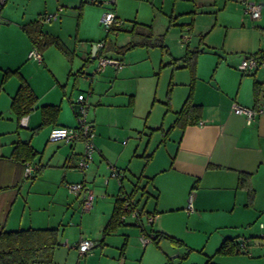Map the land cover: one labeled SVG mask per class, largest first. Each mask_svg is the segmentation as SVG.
Here are the masks:
<instances>
[{
	"label": "crops",
	"instance_id": "obj_1",
	"mask_svg": "<svg viewBox=\"0 0 264 264\" xmlns=\"http://www.w3.org/2000/svg\"><path fill=\"white\" fill-rule=\"evenodd\" d=\"M49 1L40 4L41 29L57 36L66 53L49 45L41 50V61L28 57L33 45L23 25L37 18L22 13L12 24L0 26V50L7 45L0 51L5 55L0 59V229L57 228L52 261L38 264H140L154 246L137 237L157 231L183 243L195 244L196 238L204 252L201 261L212 256L217 264H264L258 225L264 223V56H254L264 55V0H189L193 4L184 3L191 8L184 24L173 20L182 4L178 0H98L93 6L63 0L67 7L79 4L84 12L78 43L62 40L53 29L55 16L43 19L41 8H53ZM248 1L261 4L255 19L245 11ZM104 10L113 11L123 28L109 33L107 52L99 45L107 33L99 21ZM134 25L142 33L149 29L158 42L129 47L140 39L130 32ZM121 34L125 36L116 41ZM199 43L203 50L194 64L192 101L202 106L200 117L182 128L170 125L163 133L167 137L157 138L156 129L163 131L164 122L174 121L190 90L191 72L178 58L187 46ZM114 44L126 48L117 52ZM99 56L119 58L123 67L109 64L95 71ZM247 57H254L257 66L239 69ZM15 69L37 97L21 117L24 124L10 109L18 77L1 83L3 71ZM81 92L89 104L95 146L84 171L75 167L82 140L66 144L48 138L52 126L76 125L72 101ZM233 103L257 110L251 123L232 110ZM46 104L57 105L58 113L42 123L40 108ZM24 143L35 152L29 161L40 164L31 179L23 176L25 162L13 155ZM112 169L122 177H110ZM240 174H246L244 184ZM137 178L133 197L140 198L139 209L153 214V221L128 214V224L104 235L115 199L129 194ZM81 180L94 193L86 211L66 186ZM82 237L93 241L85 254L76 245ZM239 237L249 240L248 254H215L224 239ZM165 255L161 250L158 260ZM154 256L151 252L146 264H155Z\"/></svg>",
	"mask_w": 264,
	"mask_h": 264
},
{
	"label": "trees",
	"instance_id": "obj_2",
	"mask_svg": "<svg viewBox=\"0 0 264 264\" xmlns=\"http://www.w3.org/2000/svg\"><path fill=\"white\" fill-rule=\"evenodd\" d=\"M94 2V1H93ZM2 4V3H0ZM1 8V6H0ZM122 21H119V24L114 23L111 25L106 33V37L102 43L101 50L104 52L109 48V42L107 36L110 32L122 30L120 27ZM140 26V25H137ZM144 27V26H142ZM23 28L28 35L32 47L36 48L41 52L42 49L49 45L56 46L59 50L66 53L65 46L63 42L54 35L47 34L41 29V20L35 19L27 24L23 25ZM131 33H134L140 36L138 41H131L129 47L136 45H154L157 43V39H152V34L148 29L147 32L142 33L136 29L134 25L131 28ZM126 48V46H113V49L117 52H121ZM203 50L200 43L197 46L185 48L184 55L181 56L180 60L184 62V66L188 67L191 72L190 78V90L185 98L182 106L176 112V117L174 122L170 126V129L176 126L185 127L186 125L196 124L201 113L202 106L200 104H195L192 101V91L195 81L194 76V64L197 55ZM256 59L264 56L258 53L254 55ZM177 60V59H175ZM16 75L19 79V83L15 93L13 94L10 102V109L16 115L17 119L28 114L34 107L37 97L28 82L23 78V76L18 72V70H4L2 73L1 83L6 81L10 76ZM41 117L42 123L47 119H52L58 113V106L53 104H46L41 106ZM13 155L21 159L23 162L29 161L34 155L35 152L31 146L27 143L18 144L14 151ZM140 178H137L135 184L133 185L132 191L129 194H124L125 197L133 199L134 193L139 189ZM240 184L246 182V174H240L239 177ZM126 198L123 196H118L115 199L114 207L112 213L108 220L105 223L103 228L104 235L116 230L118 227L125 224L124 214L129 212V209L124 208V201ZM134 206L137 205V202L134 201ZM58 234L59 230L57 228H20L16 230H8L2 227L0 229V264H38V263H50L52 261V254L54 248L58 243ZM261 237V236H260ZM165 238L175 244H181L182 241L168 234L157 231L153 234L152 241L158 243L159 239ZM247 245L249 246V240L245 237ZM236 239H224L222 243L215 250V254L219 255H228L232 253L241 252L237 248ZM243 253V252H242ZM203 264H217L212 261V256H207Z\"/></svg>",
	"mask_w": 264,
	"mask_h": 264
},
{
	"label": "built area",
	"instance_id": "obj_3",
	"mask_svg": "<svg viewBox=\"0 0 264 264\" xmlns=\"http://www.w3.org/2000/svg\"><path fill=\"white\" fill-rule=\"evenodd\" d=\"M5 0H0V3H3ZM89 2H93L94 0H88ZM260 8L261 4L255 3L252 1H248L245 3V11L251 18H257L260 15ZM54 17V15H45L43 19L50 20V18ZM120 20H117L115 17V14L113 11H105L101 14L100 22L104 25L106 28V31L108 28L113 25L114 23L119 24ZM183 38L185 35L182 36ZM100 46H102V43H99ZM28 57L35 60V61H41L42 55L41 52L38 51L36 48L32 47L28 52ZM257 60L254 57H247L241 60V62L238 64V68L241 70H245L249 67H255L257 66ZM114 65L117 68L123 67V62L120 61L119 58L112 57V56H99L97 58L95 71H102L106 65ZM72 106L74 110V114L76 117V125L75 126H64V125H55L52 126L49 130L48 138L52 141H62L66 144H71L75 142L76 140H82L84 143V148L82 153L77 159L76 162V169L80 171H84L89 163L92 160V153L95 150V146L93 143V128L92 123L87 117L88 114V102L86 100V96L83 92L78 93L74 100L72 101ZM232 110L235 113L238 114H244L246 117V123H251L254 119L257 110L253 107H247V106H241L236 103L232 104ZM20 123H25V118L20 119ZM202 123V121H200ZM40 168V164L37 161H27L24 163L23 167V176L25 178H31L34 173ZM110 177H117L121 178L122 175L118 173L115 169H112L110 174ZM67 189L80 200L81 202V210L86 211L92 207L93 200H94V193L90 187L87 186L86 182L84 180L76 181V182H68L66 184ZM123 198H126L124 201V208L129 209V212L127 214H124L122 217L124 218L125 215H132L133 217L138 219H142L147 222H151L154 219L153 214H143V212L139 209V207L136 205L134 206V199H130L125 197L123 195ZM137 221V222H138ZM259 227L261 229V238H264V223L260 222ZM153 233H150L148 235L141 234L138 239L140 243L146 244L148 241L152 240ZM237 242V248L243 253L248 254L249 253V246L247 245L246 239L239 237L235 240ZM66 244V240L63 242ZM77 249L80 254H85L90 250V248L93 246V241L89 238L82 237L77 242Z\"/></svg>",
	"mask_w": 264,
	"mask_h": 264
},
{
	"label": "rangeland",
	"instance_id": "obj_4",
	"mask_svg": "<svg viewBox=\"0 0 264 264\" xmlns=\"http://www.w3.org/2000/svg\"><path fill=\"white\" fill-rule=\"evenodd\" d=\"M10 1L11 0H8L4 4V6H1L0 8V26L2 25V23H7L8 25L12 24L14 19H16L17 17H20L22 13L27 17L32 16L33 18L40 19V14H39L40 4H42V6L44 7L45 2H46V0H17V2H14V3H10ZM83 1L84 2L82 4L84 5L91 4L93 6L99 3L98 0H96L94 3H90L87 0H83ZM147 1L149 0H145V2ZM178 2H181L182 4L180 3L181 5L178 8L179 10H175L174 12L175 16L173 20H176L177 23H181V24L187 23L185 19L187 18L186 16H188L189 13H186V11H188L191 8L184 7V3L189 2L193 4V2L189 0H178ZM62 3H63V0H58V4L56 3V0H50L49 5H52L53 8L51 10H43V8H41L42 9L41 11L42 12L45 11L46 15L55 16V19L53 18V20L51 21L54 24L53 29H55V31L59 33L60 37L62 38L64 42L65 40H68L71 38L76 43H78L81 37L80 25L82 22V17L84 15V12H81L79 4H77L78 5L77 7L72 8V7H67ZM105 11L107 10H104L103 12ZM59 21H62V24H59ZM100 25L102 26V30L104 31V33H106L105 32L106 28L104 27V25L101 24V22H100ZM111 35L112 34H108L109 40L111 38ZM123 36L125 35L121 34L119 38H117L118 36L114 38H116V41H120L121 38H123ZM82 41H84L83 43H89L86 40H82ZM178 45L179 44H176L175 47L177 48ZM6 48H7V45L4 43V45L2 46V50L0 51H5ZM4 58H5V55L2 54V52H0V59H4ZM70 78H71V75H70ZM71 80H70V84H71ZM69 88H72V87L69 86ZM173 122H170L169 120L167 122H164L163 131L161 129L160 130L156 129L155 136L157 138L158 136L163 137V139L166 138L167 136L163 135V133L166 134L169 132V130L167 129L169 128L170 125H172L171 123ZM27 179H31V178H27ZM133 196H135V193ZM134 198L135 197H133V199ZM134 201L137 202V206H138V201H140V198H136L134 199ZM138 207L140 208V206ZM182 217L183 215L180 214L179 219H181ZM128 220L130 219L127 218L125 220V224H128V222H126ZM132 224L133 223H130L129 225L131 226ZM195 230H194L193 236L198 237V233H196ZM191 232L193 231L191 230ZM193 239H194L195 244H191L190 242H185V243L182 242L181 244L180 243L178 244L180 246H178L175 243H172L171 241L165 238L159 239L158 243L152 242L151 246H154V247H151V251L147 253L146 255L142 256V258H140L139 260L140 264L147 263L148 256L151 254V252L155 253V256H154V260L156 261L155 264H203L205 262L204 260L201 261L203 253H204L202 250L203 248L200 243H196V240H197L196 238H193ZM196 245L201 246V247H197ZM161 250L164 252L166 251V255L162 259L158 260L159 258L158 254L161 252Z\"/></svg>",
	"mask_w": 264,
	"mask_h": 264
},
{
	"label": "water",
	"instance_id": "obj_5",
	"mask_svg": "<svg viewBox=\"0 0 264 264\" xmlns=\"http://www.w3.org/2000/svg\"><path fill=\"white\" fill-rule=\"evenodd\" d=\"M95 48V45L93 46V49Z\"/></svg>",
	"mask_w": 264,
	"mask_h": 264
}]
</instances>
